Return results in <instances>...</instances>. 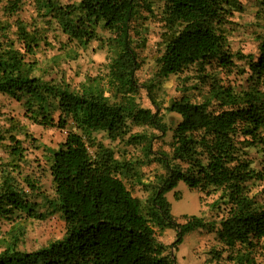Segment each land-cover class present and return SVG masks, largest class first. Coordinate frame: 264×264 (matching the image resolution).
Instances as JSON below:
<instances>
[{
    "label": "trees",
    "instance_id": "16d2710c",
    "mask_svg": "<svg viewBox=\"0 0 264 264\" xmlns=\"http://www.w3.org/2000/svg\"><path fill=\"white\" fill-rule=\"evenodd\" d=\"M255 1L257 53L244 54L230 51L225 33L228 18L242 10L239 0H0V97L23 109L19 118L0 105V225L9 227L0 229V264H177L155 229L176 232L174 250L186 234L211 230L219 244L214 256L257 264L259 252L264 264V167H254L264 155V0ZM148 17L162 29L156 75L192 67L201 94L199 102L181 96L166 107L179 116L169 129L168 152L152 150L154 136L129 133L135 126L162 135L168 130L153 100L154 112L135 101L153 86L136 78L137 49L145 43L139 29ZM98 29L107 32L104 41ZM97 40L112 54L105 75L68 82L61 67ZM28 125L66 133L55 148H44L50 197L42 189L44 169L30 158L39 146ZM96 132L143 143L163 173L144 184L135 168L144 161L115 158L94 142ZM180 180L213 197L212 219L175 221L165 194ZM127 182L147 192L144 203ZM55 213L64 223L62 236L20 250L30 222Z\"/></svg>",
    "mask_w": 264,
    "mask_h": 264
},
{
    "label": "rangeland",
    "instance_id": "374dc122",
    "mask_svg": "<svg viewBox=\"0 0 264 264\" xmlns=\"http://www.w3.org/2000/svg\"><path fill=\"white\" fill-rule=\"evenodd\" d=\"M60 2H78L79 0H59ZM241 9L234 12L230 16L229 23L225 27V33L230 51L242 52L244 54L257 53V40L256 33L259 30L254 26V16L256 12L255 0H239ZM154 14L159 18L160 6L155 3L153 6ZM146 15V14H144ZM139 29L140 36L144 38L143 47L137 49L139 60L141 61L140 68L136 72L137 81L140 84H152L151 94H147L143 89L135 96V101L140 107L149 108L154 112V107L151 101L153 100L160 108L158 117L160 122L168 129L165 134H161L148 126H135L131 127L130 134L154 136L151 142L152 150L155 152L166 151L168 152V142L170 141V130L179 121V116L175 113L166 110L169 102L172 99H178L181 96H187L191 102H199L201 94L199 90L195 89V70L189 68L182 73L170 75L167 78H161L156 75V60L162 51L160 33L162 31L161 24L155 18L148 17L146 20L141 21ZM108 36L107 32L98 29L97 37L101 41ZM99 40L93 41L87 50L81 53L80 57L72 62L64 64L60 73L68 82L77 84L82 81L86 76L103 77L106 73V65L108 64V57L111 52L107 51L106 47ZM209 70L208 67H206ZM229 79H234L230 76ZM203 91V90H202ZM1 109L7 115H14L21 118L23 109L12 100L6 97H0ZM25 122V121H24ZM28 130L37 139L39 149H34L30 158L36 159L40 162L41 167L44 169V177L42 180V189L50 196H52L51 177L47 171L45 164L44 148H55L65 138V131L57 129H46L39 126L28 125ZM95 143L108 147L113 151L115 158L126 159L129 161H144L143 165L137 164L136 170L139 172L141 180L144 184L154 181L157 175L163 173L162 167L151 157H146L145 152L142 150L143 143L139 145H128L124 141L118 139L111 140L105 133L96 132L93 135ZM128 137V136H127ZM1 151V150H0ZM90 153L94 148L90 147ZM1 153V152H0ZM148 161V163H146ZM146 163V164H145ZM45 164V165H44ZM256 169L264 167V155L257 156L254 163ZM133 196L139 198L144 203L147 192L143 190L140 185H130L126 183ZM202 196L203 200L200 202L199 197ZM165 199L170 204V213L175 221L182 224L186 221L187 217H201L203 219H212L213 212L210 211L208 204L212 201V196H204L197 190L188 189L183 181H178L176 186L165 194ZM218 225H216V228ZM8 225L2 223L0 225L1 231L8 230ZM215 230V228L213 229ZM155 239L158 243L168 246V252L171 257L175 258L177 264H230L225 260L226 253L221 255V258L214 256V250L219 249V244L216 241L215 234L211 230L197 229L183 237L182 243L174 250L170 247L171 243L175 240L176 232L173 229H164L162 232L155 229ZM64 232V223L59 214L46 218L42 221H31L27 226V232L21 239L19 249L22 251H33L39 247L46 246L53 240L59 239ZM264 247V239L261 241ZM256 253L255 263L261 261ZM263 258V257H261Z\"/></svg>",
    "mask_w": 264,
    "mask_h": 264
}]
</instances>
